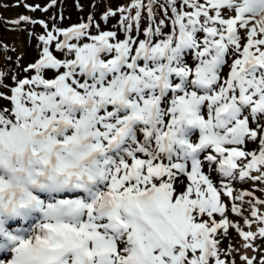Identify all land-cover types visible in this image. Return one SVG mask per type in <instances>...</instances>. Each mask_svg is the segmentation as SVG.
<instances>
[{
    "label": "snow or ice",
    "instance_id": "1",
    "mask_svg": "<svg viewBox=\"0 0 264 264\" xmlns=\"http://www.w3.org/2000/svg\"><path fill=\"white\" fill-rule=\"evenodd\" d=\"M8 23L44 31L0 70V264H237L229 228L264 252V199L234 192L264 182V0Z\"/></svg>",
    "mask_w": 264,
    "mask_h": 264
},
{
    "label": "rangeland",
    "instance_id": "2",
    "mask_svg": "<svg viewBox=\"0 0 264 264\" xmlns=\"http://www.w3.org/2000/svg\"><path fill=\"white\" fill-rule=\"evenodd\" d=\"M12 1L15 6L13 7V13L11 12V20L15 19L20 14H28L37 19H44L49 23V25H51L52 23H56L57 25L68 26L72 23L79 22L82 18L86 17L89 12L96 15L97 19H100L101 17L98 15L99 6L97 0H56L55 4H52L51 0H25V2L27 3L40 4L41 8L36 11H31L23 7L22 5H17L16 0ZM81 4L83 5V8H80L78 6ZM45 5L48 6L46 10L44 8ZM120 5V3L116 2L111 8H118ZM112 25L114 24L111 23V19H109L107 22H102V27L104 28L111 27ZM5 31L6 32L2 35V37H4V41H2V39L0 40L1 46L6 50L8 55L11 56L12 54V56L18 58L17 61L15 60V62L18 63V72H20L23 65H27L28 63L32 62L36 57L38 52L37 37L41 32L44 31V29L38 23L35 25L28 24L27 30H25L24 27L16 24H9L7 25V29ZM2 32L4 31L2 30ZM8 67L9 64L5 62L4 59H2L0 62V70L6 72L8 70ZM254 184V182L247 184L245 181H235L234 192L242 188L256 192L258 187H253ZM250 199H252V197H246V200ZM229 203H231L230 198ZM237 203H239V201H237ZM259 207L262 211H264L263 205H259ZM245 215H248L247 209L245 210ZM229 218L239 220L245 230H248V226L243 224L242 217L230 213ZM251 230L255 231L256 225L251 227ZM229 237H232L231 243L233 244V246H239L240 249L241 241L243 240V238L236 234L232 228H229V235L221 240L220 246L224 248L230 242ZM244 254L246 253L233 252L231 255L235 256L237 264H246V262L240 259V256Z\"/></svg>",
    "mask_w": 264,
    "mask_h": 264
},
{
    "label": "trees",
    "instance_id": "3",
    "mask_svg": "<svg viewBox=\"0 0 264 264\" xmlns=\"http://www.w3.org/2000/svg\"><path fill=\"white\" fill-rule=\"evenodd\" d=\"M116 2L120 3V4H125V3L128 2V0H97L98 6H99V11H98L99 14L98 15L102 16V13L107 8L113 7V4L116 3ZM14 6L15 5L13 4L12 0H0V40L2 39V41H4V37H2V35L6 32L5 30L7 29V25L10 24V23H8V21L11 20V18H12L11 12L13 11V7ZM118 15H117L116 18H110L112 24L116 23V19L118 18ZM2 30L4 32H2ZM2 59H4V61L9 64V67H8V70L6 71V73L11 74V73L18 72L19 65H18V63L15 62V60L17 61L18 58L12 56V54H11V56L8 55L6 50L3 49V47L1 46V43H0V62H1ZM244 181L247 184L254 182L251 179L244 180ZM254 183H256V182H254ZM255 194H256L257 197H260L261 199H264V182H260L259 183L258 189L255 192ZM255 225L256 224H253L251 227H253ZM263 241L264 240H261V239L258 238L255 241V243L257 245H260L261 248H264ZM244 244H245V241L242 240L239 252H242V253L244 252V253H246L249 256L255 255L257 257L256 264H259V256L260 255H264V252H260L259 250L254 251L251 248H250V251H249V248L243 247ZM237 247L239 248V246H235L234 248H237Z\"/></svg>",
    "mask_w": 264,
    "mask_h": 264
}]
</instances>
